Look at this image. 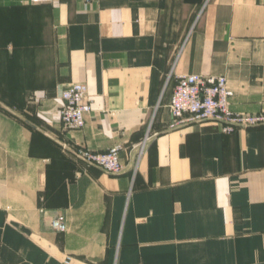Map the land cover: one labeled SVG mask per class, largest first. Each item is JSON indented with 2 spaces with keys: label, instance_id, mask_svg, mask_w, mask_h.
<instances>
[{
  "label": "crops",
  "instance_id": "obj_1",
  "mask_svg": "<svg viewBox=\"0 0 264 264\" xmlns=\"http://www.w3.org/2000/svg\"><path fill=\"white\" fill-rule=\"evenodd\" d=\"M183 72L264 112V0H0V264H264V124L169 126ZM114 143L115 174L72 153Z\"/></svg>",
  "mask_w": 264,
  "mask_h": 264
},
{
  "label": "built area",
  "instance_id": "obj_2",
  "mask_svg": "<svg viewBox=\"0 0 264 264\" xmlns=\"http://www.w3.org/2000/svg\"><path fill=\"white\" fill-rule=\"evenodd\" d=\"M30 3L50 2L51 0H27ZM84 82L72 81L60 90L58 108L61 125L77 128L83 124L84 114L89 110L85 98ZM230 90L223 74H202L197 72L178 73L174 77L168 97L167 107L170 114L169 126L188 121L214 122L220 131L230 132L238 127L264 124V112L239 113L229 107ZM141 143L139 149H141ZM120 143L109 145L104 150H91L84 147L72 149L75 157L101 170L115 174L121 170L118 152ZM52 230H65V218L62 212H55L49 220ZM69 257H65L66 262Z\"/></svg>",
  "mask_w": 264,
  "mask_h": 264
}]
</instances>
